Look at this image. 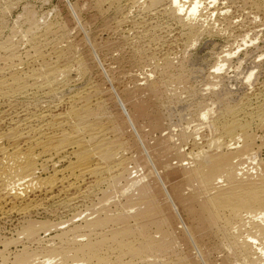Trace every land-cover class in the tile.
Returning a JSON list of instances; mask_svg holds the SVG:
<instances>
[{"label": "bare ground", "instance_id": "1", "mask_svg": "<svg viewBox=\"0 0 264 264\" xmlns=\"http://www.w3.org/2000/svg\"><path fill=\"white\" fill-rule=\"evenodd\" d=\"M14 1L0 0V28ZM94 1L100 13L110 12L114 31L134 44L132 56L146 55L152 68L139 82L157 108L168 106L167 128L177 123L179 130H169V142L160 135L150 142L145 129H160L163 115L149 112L135 92L139 84L93 71L65 21L48 19L47 12L39 16L25 4L23 24L18 17L6 35L0 29V225L12 232H0V264H218L206 255V239L215 240L219 264H264V85L255 83L261 76L256 59L264 51L247 62L249 50L242 52L238 44L216 55L214 71L210 66L206 75V65L195 58L176 64L166 44L187 52L206 33L230 32L228 18L224 28L213 23L217 12L228 15L223 0ZM248 1L256 19L264 3ZM158 27L165 35L155 34ZM245 31L234 39L229 34L231 42L248 41ZM257 41L252 45L259 47ZM93 54L92 61L98 57ZM238 82L252 90L240 96ZM169 150L188 189V196L184 188L175 190L181 202L189 200L191 224L178 222L181 239L164 212L169 201L176 205L160 170L168 166L163 157ZM155 177L168 202L160 201L149 182Z\"/></svg>", "mask_w": 264, "mask_h": 264}, {"label": "rangeland", "instance_id": "2", "mask_svg": "<svg viewBox=\"0 0 264 264\" xmlns=\"http://www.w3.org/2000/svg\"><path fill=\"white\" fill-rule=\"evenodd\" d=\"M14 1V0H13ZM16 1V2H15ZM14 1V3H13V5H12V9H10V11L8 12V13H6V15H5V21H4V26L2 27V28H4V29H2V28H0L1 29V32H3V34L4 35H6L9 31H10V29L16 24V23H14V21L18 18V17H21V18H19V19H21L20 20V23H21V21L23 20L22 18H24V16L22 17V16H20V15H22L24 12H23V10H24V5L25 4H29L30 6H32L34 9H36L35 11H37V13L39 12V16H41V14H42V16H44L45 14H44V12L46 13V15H45V17H49V18H51V20L52 19H54V20H60L61 21V19H62V22H64V23H66L65 25H67L68 26V29L70 30V33H72V35L70 34V36H71V40L73 41V42H75V43H79L78 45L80 46V48L81 49H83L84 50V52H85V50H86V54H88V55H86L88 58V60H89V62L91 63V65H92V69H93V71H97L98 70V68H100V70H104L103 71V73L106 71L107 73H106V75H105V73H104V76H107L108 75V78L109 77H119V78H121V80L122 81H124V83H126L127 85L129 84V86H133L135 83L136 84H139L138 86H139V88L135 91L136 92V94H138V96H141L140 97V99H141V101L147 106V108H148V110L149 109H151L149 112H151V113H153V112H155V110H159L161 113H162V115L163 114H168V106H166V105H164V106H166L165 108L162 106V108L161 107H158L157 108V103H156V101H155V99H154V97L152 96V94H151V92H149V90L144 86L145 85V83H142V82H139V80L141 81L142 80V76L145 74L144 72H149L150 71V69L152 68V66H150V64L148 63V60H146L147 59V57H146V55L144 54V56L143 57H136L135 55L134 56H132L133 55V53H134V49L133 48H135V46H134V44H132V42H131V44L129 45V44H127L126 42H128V43H130V41L131 40H127L126 42H125V37H124V35H123V33L122 32H117V31H114V28L116 27V26H114L115 25V20L113 21V17L111 16V14H110V12H107V13H104V15H103V13H100L98 10H97V8L95 7V4H96V1H94V0H70V3L68 2V0H15ZM224 2H222V0H220V2H222V3H226L225 5H228V10H229V12H228V15H227V17L225 16L224 17V15L223 14H220V11L219 12H217V14H215V17H216V19L213 21V19L214 18H210V20L209 21H213V23L215 22V25L217 26V24L219 25V26H217V28H221V27H223L224 25H225V23L227 24V22H228V20L229 21H232V24H233V29H232V32H231V29L230 30H228V31H230V32H226L225 33V35H223V34H219L218 35V33H209L208 35H206L205 34V36H204V40L203 39H201L200 41H199V43L196 45V46H194V47H192V49L190 48V49H188L187 50V52L185 51H183L184 50V48H182V46H180V44H177V43H173V44H166V46L168 47V49L170 50V51H172L173 53H175V55H176V64L178 63V65H180V63H181V61L185 58V59H187V60H193L194 58H195V60H197L198 62H199V64L200 65H203V67H205V65H206V67H205V69H204V71H205V73H206V75L209 73V71H210V69H212L213 68V71H214V64L216 65V63L218 62H216V58H218V57H221L222 55H224L223 53H227V52H229V50L231 51H233V50H235L236 48L235 47H238V44H241L242 46H241V48H242V52H244V51H248L247 52V54H249V55H251V56H249L248 57V55L246 54H243V57L246 59L247 57H248V59H249V61H247V60H245V61H247V62H250V61H252L253 59L252 58H254V56L255 57H257L256 56V54L258 53V54H260V53H262L263 51H264V8H262V7H264L263 5V3H264V0H262V7H261V11L263 12H259L260 14H257L256 16H254V17H256V19H253V16L252 15H254L255 14V12H253L252 11V9L250 8V2L248 1V0H223ZM229 1V2H228ZM234 1V2H233ZM231 2V3H230ZM77 3H79V5L77 4ZM229 3V4H228ZM72 4H75L76 6H75V9H73V7L71 8V5ZM217 4H219V2L217 3ZM15 5V6H14ZM74 6V5H73ZM208 1H204V3L202 4V6H201V8H202V10H203V12L205 13V14H207V10H208ZM230 6H231V9H230ZM59 8V9H58ZM210 8V7H209ZM56 11H55V10ZM76 9L78 10L76 13L75 12H73V11H76ZM79 9H81V10H79ZM213 8H211L210 10H212ZM60 10V11H59ZM245 10V11H244ZM12 11V12H11ZM231 11V12H230ZM49 12V13H48ZM234 12V13H233ZM57 14H59V15H57ZM75 14V15H74ZM97 14V15H96ZM218 14L220 15V16H222V17H220L219 16V18H217L218 17ZM77 15V18L75 17ZM249 15V16H248ZM57 16V17H56ZM261 16V17H260ZM47 17V18H48ZM54 17V18H53ZM60 17V18H59ZM111 17V18H110ZM235 17V18H234ZM252 17V18H251ZM48 18V19H49ZM56 18V19H55ZM59 18V19H58ZM65 18V19H64ZM104 18V19H103ZM205 18V17H204ZM226 18H228V19H226ZM251 18V19H250ZM259 18V19H258ZM19 19H17V20H19ZM90 19V20H89ZM206 19V18H205ZM227 20V22H226V20ZM231 19V20H230ZM7 20V21H6ZM10 20V21H9ZM17 20L15 21V22H17ZM111 20V21H110ZM218 20V21H217ZM251 20H253V21H251ZM254 20H257V21H254ZM262 20V21H261ZM82 21V22H81ZM105 21V22H104ZM216 21H217V24H216ZM103 22V23H102ZM164 22V20L162 21V22H160V23H163ZM219 22V23H218ZM225 22V23H224ZM244 22V23H243ZM253 22V23H252ZM111 23L113 24V25H111ZM235 23V24H234ZM240 23V24H239ZM255 23V24H254ZM21 24H23V22L21 23ZM106 24V25H105ZM13 25V26H12ZM255 25V26H254ZM257 25V26H256ZM82 26V27H81ZM104 26V27H103ZM112 26V28H109V27H111ZM114 26V27H113ZM91 27V28H90ZM98 27V28H97ZM225 27V26H224ZM223 27V28H224ZM258 27V28H257ZM100 28V29H99ZM107 28V29H106ZM160 28V29H159ZM240 28H242V29H240ZM253 28L256 30V29H258V30H256V31H254L253 30ZM6 29V30H5ZM106 29V30H105ZM109 29V30H108ZM110 29H111V31H110ZM158 29V30H157ZM156 30L158 31V32H156L155 31V34L157 33L159 36L160 35H165V33L162 31L163 29L161 28V27H158ZM83 30V31H82ZM85 30V31H84ZM159 30H161V33L159 32ZM235 30V31H234ZM241 30V33H244V31H245V33H248L249 32V39H248V37H247V40L248 41H246L245 43H242V42H240V40H242L241 38L239 39V38H237V39H235V41L234 42H231V40H232V38L234 39V38H236V34L237 33H239L238 31H240ZM5 31V32H4ZM72 31V32H71ZM107 32V33H106ZM109 32V33H108ZM116 32V33H115ZM78 33V34H77ZM87 33V35H88V37H87V35H85L84 37H86L85 39H82L83 38V36L82 35H84V34H86ZM90 33V34H89ZM232 33V34H231ZM2 34V33H1ZM102 34V35H101ZM156 34V35H157ZM212 34V35H211ZM232 36V35H234V36H232V38L230 39V35ZM248 35V34H247ZM74 36V37H73ZM76 36V37H75ZM82 36V37H81ZM96 36H97V38H96ZM102 36V37H101ZM120 36H123L122 38L120 37ZM79 37H81V39L79 38ZM207 37V38H206ZM210 37V38H209ZM74 38H76V39H74ZM102 40H101V39ZM105 38V39H104ZM109 38V39H108ZM114 38H116V39H114ZM125 40H124V39ZM230 39V42H229V39ZM255 38H257V39H255ZM78 39V40H77ZM120 39V40H119ZM208 39V40H207ZM209 39H210V41H209ZM227 39V40H226ZM250 39H252V40H250ZM74 40H77V41H74ZM82 40V41H81ZM85 40V41H84ZM109 42H108V41ZM147 39H145V42H144V44L148 47H145V45H144V47H145V49H149V46H148V43H146V42H148V40L146 41ZM213 40V41H212ZM237 40V41H236ZM256 40H259V42L257 41V45H259V47H261V48H259V47H257V46H255V45H252V44H255L254 42ZM79 41V42H78ZM96 41V42H95ZM207 41H209V42H207ZM228 41V42H227ZM233 41V40H232ZM240 42V43H237V42ZM251 41H253L252 43H251ZM89 42V43H88ZM94 42V43H93ZM207 42V43H206ZM244 42V41H243ZM248 42V43H247ZM116 43V44H115ZM123 43V44H122ZM230 43V44H229ZM233 43H235V45H236V43H237V45L235 46V45H233ZM251 43V44H250ZM83 44V45H82ZM87 44V45H86ZM229 44V45H228ZM232 44V45H231ZM245 44H247V45H245ZM93 45V46H92ZM96 45V46H95ZM103 45V46H102ZM133 45V46H132ZM169 45V46H168ZM179 45V46H178ZM232 47H234V48H231V46ZM245 45V46H244ZM95 46V47H94ZM107 46V47H106ZM110 46V47H109ZM132 46V47H131ZM221 46V47H220ZM226 46V47H225ZM244 46V47H243ZM92 47L94 48V49H92ZM104 47V48H103ZM152 47L154 48V47H156L155 45H152ZM254 47H255V49L257 48V50L259 51V52H257L255 49H254ZM85 48V49H84ZM159 48V47H158ZM157 48V49H158ZM223 48V49H222ZM229 48V49H228ZM245 48H247V49H245ZM260 50H259V49ZM183 49V50H182ZM201 49V50H200ZM228 50V51H226V50ZM91 50V51H90ZM95 51V52H93V51ZM114 50H116V51H114ZM221 50V51H220ZM251 50V51H250ZM146 51H148V50H146ZM219 51V52H218ZM225 51V52H224ZM253 51H255V54L253 55ZM262 51V52H261ZM91 52H92V54L93 53H95V55L96 56H98V57H96V60H94V61H92L91 60V57H90V54H91ZM99 52V53H98ZM107 52V53H106ZM118 52V53H117ZM122 52V53H121ZM130 52H133V53H130ZM181 52H184V53H186V54H184V53H181ZM215 52V53H214ZM221 52V53H220ZM189 53V54H188ZM251 53V54H250ZM98 54V55H97ZM104 54V55H103ZM111 56H110V55ZM114 54V55H113ZM131 54V55H130ZM215 54V55H214ZM218 54H220L221 56H219ZM94 55V54H93ZM113 55V56H112ZM121 55H123V56H121ZM124 55H125V57H124ZM218 57H217V56ZM104 56V57H103ZM128 56H130V57H128ZM188 56V57H187ZM190 56H191V58H190ZM199 56V57H198ZM247 56V57H246ZM253 56V57H252ZM112 57V58H111ZM145 57H146V59H145ZM106 58V59H105ZM136 58V60H134ZM142 58V59H141ZM177 58H178V60H177ZM197 58V59H196ZM210 58V59H209ZM98 59V60H97ZM141 59V60H140ZM145 59V60H144ZM182 59V60H181ZM261 59V60H260ZM132 60V61H131ZM142 60H144L143 61V63L141 64V61ZM218 60V59H217ZM257 60V65H259V66H257L258 68V73H260L261 74V76H260V74H259V82L257 81V82H255L256 83V85L257 86H261V85H264V82H263V80H264V55H262V58L260 57L259 58V61H258V59H256ZM120 61V62H119ZM138 61V62H137ZM147 61V62H146ZM179 61V62H178ZM236 62V58L234 57L233 58V60H232V64H234L235 65V62ZM93 62V63H92ZM94 62H96L97 64H99V65H97L96 63H94ZM122 62V63H121ZM134 62V63H133ZM140 62V63H139ZM210 64H209V63ZM214 62H216V63H214ZM220 62V61H219ZM263 62V63H262ZM132 63V64H131ZM137 63V64H136ZM214 63V64H213ZM230 63V64H231ZM262 63V64H261ZM127 64V65H126ZM131 64V65H130ZM135 64V65H134ZM232 64H231V66H232ZM95 65V66H94ZM134 65V66H133ZM138 65H141V67L139 68L138 67ZM233 65V66H234ZM99 66V67H98ZM135 66H137V67H135ZM142 66H145V68L144 67H142ZM148 66H149V68H148ZM212 68H211V67ZM94 67V68H93ZM110 67V68H109ZM125 68V69H124ZM127 68V69H126ZM132 68V69H131ZM210 68V69H209ZM121 69V70H120ZM138 69V70H137ZM110 70V71H109ZM125 70V71H124ZM127 70V71H126ZM135 70V71H134ZM140 70V71H139ZM228 70H230L231 72H232V70H233V67H230ZM121 73H120V72ZM124 71V72H123ZM128 71H130V72H128ZM208 71V72H207ZM224 71V70H223ZM222 71V73L221 74H226V73H224ZM262 71V72H261ZM119 72V74L117 75V73ZM139 72V73H138ZM142 72V73H141ZM227 72V71H226ZM229 72V71H228ZM124 74V77H121V74ZM137 73V74H136ZM144 73V74H143ZM156 73V72H155ZM154 73V77H159L161 74H158V73H156L155 74ZM263 74V75H262ZM131 75V76H130ZM159 75V76H158ZM100 76H98L97 74L95 75V80L96 79H98V81H99V79L101 78H99ZM127 77H129V78H127ZM161 77V76H160ZM159 77V78H160ZM107 78V77H106ZM140 78V79H139ZM124 79V80H123ZM129 81H128V80ZM131 79V80H130ZM137 81H136V80ZM143 81V80H142ZM260 81H262L261 83H260ZM110 83V82H109ZM134 83V84H133ZM241 82H238L237 84H240ZM144 84V85H143ZM115 85V87L118 89L119 87L117 86L118 84H114ZM142 85V86H141ZM193 85H196L195 87H197V88H200L201 86H202V83H201V81H193ZM240 86H242V87H240V91H242V89H243V91L242 92H240V96H242L243 95V92H249V91H251L252 89L247 85V87H245L246 85L245 84H240ZM244 86V87H243ZM256 87V86H255ZM142 88V89H141ZM248 88V89H247ZM247 89V90H246ZM249 89H251V90H249ZM148 90V91H147ZM140 93H141V95H140ZM250 94V93H249ZM164 97H167V96H164ZM147 100V102H145L146 100ZM151 99H152V101H151ZM166 99V98H165ZM167 100V99H166ZM150 102H152V103H150ZM154 103H156V104H154ZM151 105V106H150ZM153 105V106H152ZM155 107V108H154ZM153 109V110H152ZM163 110V111H162ZM168 115H163V118H162V121H163V124L161 123V128L160 129H157L156 131L153 129H150L151 128V126L149 127V126H147L146 128L148 129H145L146 131V133H148L147 134V136H148V139H149V141L150 142H154V140H156L157 139V137L158 138H160V137H164L166 140H167V142H169V139H167L166 137H167V135H168V133H169V130H171L170 132H172V133H176V132H178L177 130H179V126H176V122L178 121L177 119V116L176 115H174L171 119H172V123H176L175 124V128L173 127L172 129H169V128H167V124H169V122H170V120H169V118H167V120L168 121H166V119H165V117H167ZM176 116V117H175ZM174 119V120H173ZM174 121V122H173ZM176 121V122H175ZM165 125V126H164ZM174 131V132H173ZM141 135H142V133H141ZM140 135V136H141ZM159 135H160V137H159ZM166 136V137H165ZM141 137H143V135L141 136ZM155 137V138H154ZM153 140V141H152ZM166 142V143H167ZM171 144V143H170ZM169 152L170 153H168L167 155H169V156H164L163 157V159H165V160H163V161H165L164 163H171V164H169L168 163V166H171V167H168V166H166V167H168V168H161L160 170H161V177H162V179H163V183L164 184H166L165 185V187L167 188V191H170V193H171V195H172V198H173V201L175 202V206H173L172 204H171V202L169 201V203H167L166 204V206L164 205V207H165V210H164V212L168 215V216H170L171 217V223H170V225H172V226H169V228L170 229H172V231H174L173 233L174 234H176L175 236L177 237V238H180L181 239V236L183 235V232H182V230H180L181 228H180V223H178V222H180V220H184V222H186L187 223V225H189V224H191V220H190V216L188 215V212H187V210H186V208L188 207V206H186V205H188L189 203V200L187 199V198H185L184 199V201L185 202H187V203H184V201H180L177 197H176V195H175V190H176V187H178V188H181V189H183L184 188V190H185V192H186V194H187V196H188V189H185V188H187L186 187V185L184 184V183H182V182H184L183 181V179L181 180V176H178V175H181V174H178L177 173V171H178V161H176L177 159L174 157V155H173V152H172V150L170 151L169 150ZM172 152V153H171ZM151 154H152V157H154V155H153V153L151 152ZM171 154V155H170ZM264 155V154H263ZM171 156V157H170ZM169 158V159H168ZM156 161V160H155ZM157 162V161H156ZM158 162H159V160H158ZM157 162V163H158ZM173 163V164H172ZM176 165H177V167H176ZM158 166H159V168H160V162L158 163ZM249 166V165H248ZM141 167H143V166H141ZM141 167H139V169L141 168ZM251 167V166H250ZM145 167H143V168H141V169H144ZM174 168V169H173ZM177 168V169H176ZM140 169V170H141ZM163 169V170H162ZM169 169V170H168ZM145 170V169H144ZM143 170V171H144ZM142 171V172H143ZM174 173H173V172ZM167 172V173H166ZM170 172V173H169ZM176 172V173H175ZM173 173V174H172ZM176 174V175H175ZM168 175V176H167ZM177 177V178H176ZM181 177V178H180ZM170 178V179H169ZM157 178L155 177V180H152V179H150L149 180V182L151 183V185H153V187H154V190L156 191V194H157V191H158V197L160 198V201H163V200H165V195H163L162 193H163V189H162V187H163V183L160 185L159 184V182L161 183V181H157L156 180ZM176 181V182H175ZM182 181V182H181ZM178 183H180L179 185H178ZM155 184V185H154ZM183 184V186L181 187V185ZM160 185V186H159ZM178 185V186H177ZM156 188V189H155ZM158 189V190H157ZM161 190V192L159 193V191ZM162 198V199H161ZM165 202H168L167 200H165ZM172 206H171V205ZM181 204V205H180ZM185 205V206H184ZM185 207V208H184ZM175 208V209H174ZM177 209V210H176ZM179 211V212H178ZM179 214H178V213ZM176 214V215H175ZM181 216V217H180ZM180 217V218H179ZM175 218V219H174ZM188 221V222H187ZM190 221V222H189ZM178 223V224H177ZM1 226L2 225H0V232L2 231V232H4V234L6 233V236H11V234H12V232H11V230H10V226H8L7 225V227L5 228V225H4V230H1ZM8 229V230H7ZM178 229V230H177ZM181 233V234H180ZM8 234V235H7ZM178 235V236H177ZM207 241V242H206ZM215 240H212V239H206L205 240V243H206V245H205V248H206V255L208 256V257H210V258H212V260H213V263H216V262H218V264L219 263H221V259H220V254L221 253H219L218 251H216L215 249H214V246H213V244L211 245V243H216V242H214ZM209 246H208V245ZM13 247H14V245H12ZM11 246V247H12ZM207 246H208V249H207ZM12 247V248H13ZM213 247V248H212ZM14 249V248H13ZM211 252H210V251ZM215 250V251H214ZM214 254V255H213ZM215 257V258H214ZM217 259H218V261H217ZM221 260V261H220Z\"/></svg>", "mask_w": 264, "mask_h": 264}]
</instances>
